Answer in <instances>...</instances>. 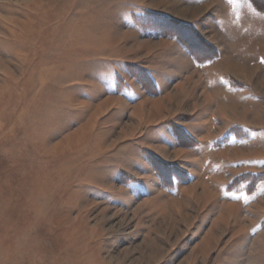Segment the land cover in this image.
<instances>
[{
  "label": "rangeland",
  "instance_id": "rangeland-1",
  "mask_svg": "<svg viewBox=\"0 0 264 264\" xmlns=\"http://www.w3.org/2000/svg\"><path fill=\"white\" fill-rule=\"evenodd\" d=\"M0 264H264V0H0Z\"/></svg>",
  "mask_w": 264,
  "mask_h": 264
}]
</instances>
